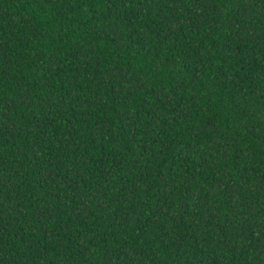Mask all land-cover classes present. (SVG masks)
Returning a JSON list of instances; mask_svg holds the SVG:
<instances>
[{
  "label": "trees",
  "instance_id": "trees-1",
  "mask_svg": "<svg viewBox=\"0 0 264 264\" xmlns=\"http://www.w3.org/2000/svg\"><path fill=\"white\" fill-rule=\"evenodd\" d=\"M0 264H264V0H0Z\"/></svg>",
  "mask_w": 264,
  "mask_h": 264
}]
</instances>
